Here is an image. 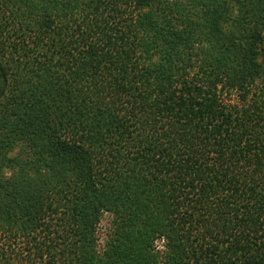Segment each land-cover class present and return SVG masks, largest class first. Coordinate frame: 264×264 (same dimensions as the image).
I'll return each mask as SVG.
<instances>
[{
	"label": "trees",
	"instance_id": "16d2710c",
	"mask_svg": "<svg viewBox=\"0 0 264 264\" xmlns=\"http://www.w3.org/2000/svg\"><path fill=\"white\" fill-rule=\"evenodd\" d=\"M0 264H264V0H0Z\"/></svg>",
	"mask_w": 264,
	"mask_h": 264
},
{
	"label": "rangeland",
	"instance_id": "374dc122",
	"mask_svg": "<svg viewBox=\"0 0 264 264\" xmlns=\"http://www.w3.org/2000/svg\"><path fill=\"white\" fill-rule=\"evenodd\" d=\"M233 97V96H232ZM110 219V215L108 213H106L103 216L102 222H101V228L103 229L107 223V221Z\"/></svg>",
	"mask_w": 264,
	"mask_h": 264
}]
</instances>
